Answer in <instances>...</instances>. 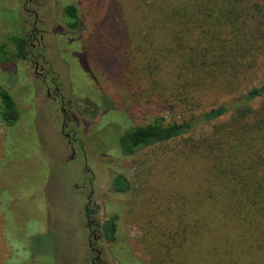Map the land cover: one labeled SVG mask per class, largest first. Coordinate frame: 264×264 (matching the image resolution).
I'll use <instances>...</instances> for the list:
<instances>
[{"label":"rangeland","instance_id":"rangeland-1","mask_svg":"<svg viewBox=\"0 0 264 264\" xmlns=\"http://www.w3.org/2000/svg\"><path fill=\"white\" fill-rule=\"evenodd\" d=\"M144 2L33 0L28 4L37 14L36 28L46 31L35 55L41 53L39 62L51 74L43 83L30 65H0V85L9 87L22 117L12 127L0 122V264H82L91 255L83 235L86 202L80 196L83 180L90 177L83 171L85 161L94 175L97 220L104 223L117 216L115 242L96 245L102 249V264H151L150 248L164 241L161 229L167 217L177 218L167 213L170 203L165 193L175 191L178 174L186 170L180 164L175 167L174 183L163 174L168 171L162 168L161 158L171 146L124 157L115 145L116 137L131 126L160 118L179 121L222 102H212L218 100V92L209 91L210 86L202 90L205 97L199 109L190 102L160 101L167 63L156 53L160 39L155 37L157 48L151 51L128 33L134 25L144 31L143 20L135 19L142 14L138 7L144 5L146 10L151 0ZM25 3L0 0V37L32 30L35 16L24 11ZM69 5L78 11L76 30L68 28L64 14ZM150 71L156 74L153 84ZM52 77L61 89L64 108L77 119L64 132L59 100L52 102L46 96L45 84ZM65 133H70L71 144ZM71 146L76 150L74 159H70ZM121 173L133 182L127 194L115 193L112 187L113 177ZM178 192L192 197L187 187H179ZM179 204L178 200L171 211L176 212ZM202 238L207 243L209 234ZM190 246L191 264H209V259H196L194 236ZM261 260L247 259L250 264H264Z\"/></svg>","mask_w":264,"mask_h":264},{"label":"trees","instance_id":"trees-1","mask_svg":"<svg viewBox=\"0 0 264 264\" xmlns=\"http://www.w3.org/2000/svg\"><path fill=\"white\" fill-rule=\"evenodd\" d=\"M144 8L138 7L142 14L135 19L143 20L145 32L134 25L128 33L151 51L157 48L155 37L160 39L156 53L167 61L160 101L190 102L199 109L202 90L210 86L209 91L218 92L212 102H222L179 121L160 118L131 126L116 137L124 157L171 146L161 162L173 183L175 167L186 170L176 185L187 187L192 197L180 194L178 186L165 193L167 213L177 218L167 217L161 229L164 241L150 248L151 264H191L193 236L199 262L250 264L248 257L264 262V0H151ZM64 14L68 28H79L75 6L65 7ZM27 51L24 35L0 37V65L26 60ZM155 78L150 71L151 84ZM7 88L0 85L5 128L22 118ZM112 187L127 194L133 182L121 173L113 177ZM178 200L181 205L172 212ZM116 221L113 216L103 224L104 238L111 243Z\"/></svg>","mask_w":264,"mask_h":264},{"label":"flooded vegetation","instance_id":"flooded-vegetation-1","mask_svg":"<svg viewBox=\"0 0 264 264\" xmlns=\"http://www.w3.org/2000/svg\"><path fill=\"white\" fill-rule=\"evenodd\" d=\"M32 2L33 0H27V3H25L24 5L25 12L29 11L30 13L34 14L35 22L32 30H30L28 34L24 35L26 37L28 51L26 53V60L22 61V63L30 65L33 68L34 75L37 78H40L43 83H46L47 81L46 78L51 74V72L49 70L45 71V67L40 64L39 58H42L41 53L38 52V54L35 55V52L40 47L45 37L46 31L38 30L36 28L38 22L37 14L33 10H29L27 8L28 4ZM32 41H34L35 43H32ZM55 81H56L55 78L53 77L50 78L49 84H45L46 87L45 91L47 98L50 99L52 102H57L59 100L58 102L60 104V111L64 115L63 126H62V132H64L68 128L69 123L77 122V119L72 113H70L64 108L63 98L60 95L61 89L58 88L57 85H55ZM76 125L78 126V123H76ZM64 135L69 139V143L71 144L72 137L70 136V133H65ZM71 152L72 155L70 159H74L75 158L74 156H76V150L73 148V146H71ZM81 155L84 157V159H86V152L83 149L81 150ZM86 165L87 162L85 161L83 166L84 167L83 171L86 173L88 172L87 174H89L90 177L88 178V180L87 179L83 180V183L80 186V190H81L80 196L81 197L84 196L86 202V205H84V209H83V214L85 216V221L83 224L85 231L83 232V235L88 240L87 247L91 255L88 258L84 259L82 264H102L100 259L102 249L101 248L98 249L96 245L106 240L103 234L104 223H100L96 218L99 212V207L93 199L94 189L92 185L94 182V175L89 171L88 168H86ZM78 188H79L78 186L76 185L74 186V189H78ZM86 192H88L87 195ZM72 195L76 198L75 193Z\"/></svg>","mask_w":264,"mask_h":264}]
</instances>
